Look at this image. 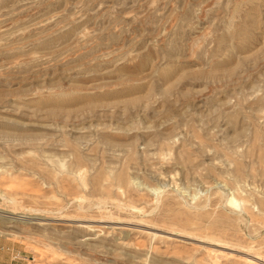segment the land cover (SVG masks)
Here are the masks:
<instances>
[{
    "label": "rangeland",
    "instance_id": "374dc122",
    "mask_svg": "<svg viewBox=\"0 0 264 264\" xmlns=\"http://www.w3.org/2000/svg\"><path fill=\"white\" fill-rule=\"evenodd\" d=\"M0 264H264V0H0Z\"/></svg>",
    "mask_w": 264,
    "mask_h": 264
},
{
    "label": "bare ground",
    "instance_id": "6f19581e",
    "mask_svg": "<svg viewBox=\"0 0 264 264\" xmlns=\"http://www.w3.org/2000/svg\"><path fill=\"white\" fill-rule=\"evenodd\" d=\"M227 201V200H226ZM237 201L235 200V199H233V198H230V200H229V204H235ZM27 218V217H26ZM253 260V259H252ZM261 261V260H260Z\"/></svg>",
    "mask_w": 264,
    "mask_h": 264
}]
</instances>
